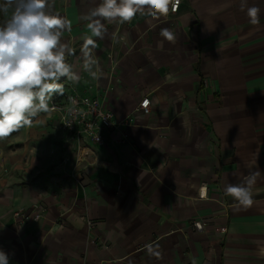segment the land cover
Here are the masks:
<instances>
[{
	"label": "crops",
	"instance_id": "crops-1",
	"mask_svg": "<svg viewBox=\"0 0 264 264\" xmlns=\"http://www.w3.org/2000/svg\"><path fill=\"white\" fill-rule=\"evenodd\" d=\"M50 2L70 22L61 41L79 76L52 99L105 96L128 142L65 143L56 113L0 139L9 264H264V0H247L261 10L255 25L240 0H180L158 19L106 21L103 39L84 18L100 0ZM89 37L95 77L81 55ZM145 98L149 113L136 112ZM250 167L261 176L244 207L224 189ZM16 209L41 216L19 225Z\"/></svg>",
	"mask_w": 264,
	"mask_h": 264
},
{
	"label": "clouds",
	"instance_id": "clouds-1",
	"mask_svg": "<svg viewBox=\"0 0 264 264\" xmlns=\"http://www.w3.org/2000/svg\"><path fill=\"white\" fill-rule=\"evenodd\" d=\"M179 3L180 0H100L84 18L89 21L87 27L92 36L103 39L107 33L106 21H131L138 13L158 19L167 16L170 10H178ZM52 7L50 0H4L0 4V12L7 14L12 10L10 18L0 26V139L30 126L40 113L49 112L53 95L64 93L61 78L79 80L66 62L70 50L61 41L70 22L52 11ZM245 8L249 22L258 24L260 8L247 7V0H240V10ZM160 35L168 41L174 39L167 29ZM95 48L96 40L91 37L85 39L81 48L83 67L94 77L99 71L98 68L93 71L97 65ZM260 176L259 170L250 167L239 183L225 186V194L241 206H251L252 186ZM0 264H9V256L3 250H0Z\"/></svg>",
	"mask_w": 264,
	"mask_h": 264
},
{
	"label": "built area",
	"instance_id": "built-area-1",
	"mask_svg": "<svg viewBox=\"0 0 264 264\" xmlns=\"http://www.w3.org/2000/svg\"><path fill=\"white\" fill-rule=\"evenodd\" d=\"M176 11L170 10L171 13H176ZM49 105L50 111L47 113L57 114L58 126L65 143H76L82 146L92 144L98 147L106 145L107 142L118 146L125 145L128 142L127 135L118 130L119 123L113 120L105 96H85L71 91L63 97L53 98L50 100ZM135 111L148 114L150 111L149 100L147 98L142 99ZM129 122L128 117L127 120L122 121V124L128 125ZM114 135H119V137L114 139ZM12 216L19 225H22L30 220H39L41 213L31 215L25 209H16L13 211ZM197 225H200V227H197ZM191 226L196 231H201L203 223L194 221Z\"/></svg>",
	"mask_w": 264,
	"mask_h": 264
},
{
	"label": "rangeland",
	"instance_id": "rangeland-1",
	"mask_svg": "<svg viewBox=\"0 0 264 264\" xmlns=\"http://www.w3.org/2000/svg\"><path fill=\"white\" fill-rule=\"evenodd\" d=\"M258 69H260V70H261V68H258Z\"/></svg>",
	"mask_w": 264,
	"mask_h": 264
}]
</instances>
